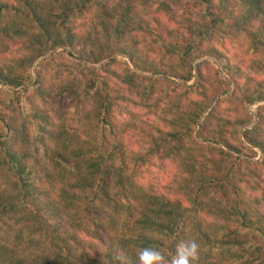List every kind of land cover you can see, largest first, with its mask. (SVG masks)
I'll list each match as a JSON object with an SVG mask.
<instances>
[{"label": "trees", "instance_id": "1", "mask_svg": "<svg viewBox=\"0 0 264 264\" xmlns=\"http://www.w3.org/2000/svg\"><path fill=\"white\" fill-rule=\"evenodd\" d=\"M202 2L208 24L195 30L188 12L173 9L181 0H0V42L21 43L29 52L43 51L18 60L16 69L0 68V84L25 86V67L31 68L45 53L44 46H72L79 13L90 46L82 50L83 60L78 58L68 74L62 73V83L67 84L58 88L77 102L83 98L89 102V108L78 115V135L55 129L43 108L52 95L40 70L31 87L39 104L32 106L21 126L0 117V264H117L113 260L117 251L135 264L140 248L159 247L170 259L177 243L185 239L201 245L199 264H264V160L241 158L239 154L249 148L237 136L239 126L252 116L245 111L244 120L217 125V136L211 141L228 151L202 144L195 132L210 109L202 72L199 83L183 87L170 79L142 76L129 66L123 75L110 72L116 60L97 69L86 63L99 64L109 58L110 47H117L127 35L142 31L150 36L154 29L137 21V16L143 7L153 6L173 26L158 31L156 39L146 43L149 49L161 46V53L184 61L202 45L203 39L197 43L196 38L215 35L249 40L253 54L264 55V0ZM185 28L192 31L193 41L180 48ZM62 32L68 37L65 42L60 40ZM137 45L138 40L132 41L119 53L142 68ZM150 70L160 73L154 67ZM244 71L240 67L232 72L229 67L238 89H244L243 96L233 100L264 101V87L255 85ZM179 78L189 82L193 75L182 72ZM117 83L147 98L160 85L177 87L173 94L163 95L177 109L169 130L151 135L143 153L123 150L104 131L113 126L115 111L125 99L119 96ZM258 116V124L245 131L244 138L250 147L264 152V108ZM208 121L197 133L202 140H206L203 132ZM225 125L234 133L235 146ZM154 159L176 166L165 192L142 179L143 166ZM163 240L170 242L169 247Z\"/></svg>", "mask_w": 264, "mask_h": 264}, {"label": "rangeland", "instance_id": "2", "mask_svg": "<svg viewBox=\"0 0 264 264\" xmlns=\"http://www.w3.org/2000/svg\"><path fill=\"white\" fill-rule=\"evenodd\" d=\"M2 1L7 2V0ZM173 1L177 2L178 0ZM142 9L144 11L138 14L137 21H142L144 25L147 24L151 29H154L150 36H146L142 31L138 34L133 33L127 35L117 47L114 45L110 47L111 56L109 58L99 64L86 63L93 69H97L116 60V63L110 67V72L114 71L123 75L129 66L133 71L142 76L170 79L183 87L195 86L199 83L201 81L200 72H202L204 77L202 81L204 86H206L207 92L206 102H209L210 109L203 116L201 126L195 132L196 141L202 144L220 147L228 151V148L214 143L215 141H211V138H216L217 136L216 127L218 124L224 126L227 120H231V122H236L240 119L244 120L247 117L245 115V111H247L252 116V120L247 124L239 126L237 136L249 149L243 150L239 155L243 159L262 162L264 160V152L258 147H250L244 138V132L254 129L258 124V112L261 108H264V101L248 104L233 100V96H243L244 89H238V86L234 82L237 79L234 77L235 74H229L228 72L229 67L232 69V72L241 67L248 74L249 78L254 81L255 85L264 87V55L253 54L249 40L240 39L231 41V39H220L215 37V35L207 38L205 36L196 38L197 43L201 41L200 39H203L201 42L202 45L196 49L191 57L184 61L173 54L161 53V46H155L154 49H149L146 47V43L156 39L155 36L158 31L163 33L167 27H172L173 24L164 14L156 12L155 6L152 8L149 7L148 10L146 7ZM173 9L176 12H188V18L191 20V24L195 30H198L201 25L208 24L205 19L206 4L202 0H181L179 5H173ZM77 17L76 25L79 27L77 31L78 35L72 46L61 44L58 47L52 48V43L44 46L47 49L45 53L34 62L31 68L28 66L25 67L23 74L26 75L25 81L28 82L25 86L14 88L0 84V117L2 120L8 121L13 119V123L17 127H20L23 120L26 119V116L31 113L32 106L39 104L37 95L31 87L35 86L38 80L37 71L40 70L46 82L45 89L52 95V98H48L47 107L43 108L51 116V120L55 124V129L60 131L62 128L68 136L71 134H79L80 130L78 128L80 125L78 123V115H80V112H84L89 108V102L84 98L80 102H77L71 94L63 93V91L60 93L58 89L61 84L62 86L67 84L66 82L62 83L60 77L62 73L64 75L68 74V67L76 64L78 58L83 60L80 57L82 50L90 47L87 43L88 33L86 28L82 26L84 24H82L80 13ZM186 25L190 24L187 23ZM190 33L192 31L190 32L186 28L182 32L179 38L180 42L178 43L180 48H183V46L193 41ZM60 40L61 42L68 40L66 32L60 34ZM135 40L139 41V45L135 49L138 50L139 64L142 68H138L127 55L119 53L120 49ZM213 51L214 54H210ZM42 52L40 50L29 52L23 48L21 43L11 42L8 44L6 41L4 43L0 42V68L5 69V71L16 69L19 65L18 60L21 58L27 56L34 57L40 53L42 54ZM150 67L157 68L160 73L151 71ZM21 69L18 68L19 71ZM189 71L193 75L191 81L186 82L179 78L182 72ZM103 74L108 76L107 73ZM112 77L117 79V76L113 75ZM116 86L121 91L119 96L125 99L120 102V109L115 111L113 126L104 128V131L110 136L111 140L117 141L119 146L123 147V150L127 152L140 151V153H143L150 145L151 135H158V131L160 130H169V122L173 121L177 109L172 99L165 98L163 95L168 96V94H173L172 90L177 87L176 85H172L168 88L166 84L160 85L155 90L156 93L152 94L150 98H147L142 95L136 96L131 94L121 83H117ZM26 89L28 90L26 91ZM61 90L63 89L61 88ZM181 90L179 89V91ZM10 91H16L18 93H12ZM231 98L232 100L229 101ZM55 109L58 110V116ZM181 110H183V107ZM254 114L258 117L257 122L255 121ZM209 118L210 121L207 122V127L203 132L206 140H202L197 137V133L201 130L203 122ZM60 122H62V125ZM225 126L228 127L227 129L229 131L228 138H231L229 141L235 146L236 143L233 141L235 138L234 133H232L229 126ZM246 126H251V128L244 130L243 128ZM29 133L34 137L32 130ZM82 138L85 139L83 136ZM232 152L237 155L235 151ZM142 170V179L146 184L155 187L161 193V191H167L164 186L166 187L171 182L176 173V166L169 160L154 159L148 164H145ZM163 241L169 247L170 242H167V240Z\"/></svg>", "mask_w": 264, "mask_h": 264}, {"label": "clouds", "instance_id": "3", "mask_svg": "<svg viewBox=\"0 0 264 264\" xmlns=\"http://www.w3.org/2000/svg\"><path fill=\"white\" fill-rule=\"evenodd\" d=\"M201 245L195 239L181 240L176 245L175 254L169 259L159 247H143L136 253L135 264H199ZM113 260L117 264H133L131 258L123 252H114Z\"/></svg>", "mask_w": 264, "mask_h": 264}, {"label": "water", "instance_id": "4", "mask_svg": "<svg viewBox=\"0 0 264 264\" xmlns=\"http://www.w3.org/2000/svg\"><path fill=\"white\" fill-rule=\"evenodd\" d=\"M179 82H181V81L179 80ZM183 84L186 85L185 83H183ZM254 116H255V121L257 122L258 117H257L256 114H254ZM250 128H251V126H246V127L243 128V129L246 130V129H250Z\"/></svg>", "mask_w": 264, "mask_h": 264}]
</instances>
